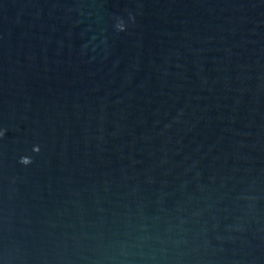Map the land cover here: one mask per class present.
Returning <instances> with one entry per match:
<instances>
[{
    "label": "water",
    "instance_id": "water-1",
    "mask_svg": "<svg viewBox=\"0 0 264 264\" xmlns=\"http://www.w3.org/2000/svg\"><path fill=\"white\" fill-rule=\"evenodd\" d=\"M0 264H264V0H0Z\"/></svg>",
    "mask_w": 264,
    "mask_h": 264
}]
</instances>
